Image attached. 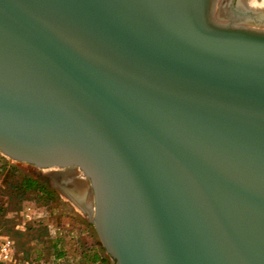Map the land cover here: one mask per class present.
Returning a JSON list of instances; mask_svg holds the SVG:
<instances>
[{
	"label": "water",
	"instance_id": "1",
	"mask_svg": "<svg viewBox=\"0 0 264 264\" xmlns=\"http://www.w3.org/2000/svg\"><path fill=\"white\" fill-rule=\"evenodd\" d=\"M221 1L0 0V152L114 264H264V16Z\"/></svg>",
	"mask_w": 264,
	"mask_h": 264
},
{
	"label": "rangeland",
	"instance_id": "2",
	"mask_svg": "<svg viewBox=\"0 0 264 264\" xmlns=\"http://www.w3.org/2000/svg\"><path fill=\"white\" fill-rule=\"evenodd\" d=\"M6 161H8V168L12 169V175L7 176L6 174ZM34 167L25 164L16 163L8 158H6L0 152V201L4 200L9 193H12V187L18 182L23 181L24 179H34L33 173L36 171ZM9 171V170H8ZM39 188L44 191L45 195L42 198V195L38 193V191H32L24 195V201L19 203L17 199L14 200L12 208L7 212L4 217L3 223L0 225L3 231L9 234L17 243V245L24 249L25 256L28 257V262L30 264L37 262L42 257L48 255L49 246L45 245L44 242L40 241H32L31 237L34 235L28 234L27 236H17L15 233L21 232V223L26 220L27 228L29 225H32L33 222L38 221L37 218L40 215V210L44 207L43 201L46 194L49 197L50 207L47 210L48 215L46 218L47 226L46 233L44 234V238H48L50 235V230H56L57 228H63L67 221L71 218V225L79 230L83 229L84 225L88 223L86 217L77 211V209L66 200L61 194L57 191L50 189L45 183L38 182ZM19 194V192H18ZM42 202V203H41ZM30 214L34 220H30L23 214ZM91 234L94 236L93 227H89ZM75 231L78 232V231ZM47 236V237H46ZM42 261V260H41ZM51 262V259H50Z\"/></svg>",
	"mask_w": 264,
	"mask_h": 264
},
{
	"label": "crops",
	"instance_id": "3",
	"mask_svg": "<svg viewBox=\"0 0 264 264\" xmlns=\"http://www.w3.org/2000/svg\"><path fill=\"white\" fill-rule=\"evenodd\" d=\"M71 223V218L66 219L63 228L50 230V235L43 241L50 248L51 264H114L93 225L88 222L83 229L77 230ZM89 227H93L94 236Z\"/></svg>",
	"mask_w": 264,
	"mask_h": 264
},
{
	"label": "trees",
	"instance_id": "4",
	"mask_svg": "<svg viewBox=\"0 0 264 264\" xmlns=\"http://www.w3.org/2000/svg\"><path fill=\"white\" fill-rule=\"evenodd\" d=\"M32 191H38V193H40L43 196L45 195V193H43L44 191H42V189L39 188V183L31 178L29 179H24L21 182H18L14 185V187H12V193L8 194V202H5L4 204L0 205V225L3 223L4 221V217L7 214V212L12 208L14 200L17 199V201L19 203H22L24 201V195L32 192ZM19 192V194H18ZM49 201V197L46 194V197H44V201H43V205L44 207H47V209H49L50 207V202ZM42 203V202H41ZM47 223L46 220H38V221H34L33 222V227L32 225H29L27 230L25 232H17L15 233V235L21 237V236H27L28 234H32L34 233V235H32L31 240L37 241L38 243H40V241H44V234L46 233L47 229H46ZM7 234V233H6ZM9 235V234H8ZM17 244V243H16ZM18 247V250L20 252L23 253L24 256V260L28 261V257L25 256V251L23 248ZM43 259L49 260L50 259V255L48 254L45 257H42ZM43 259H40L43 260ZM40 261L38 260L35 263L32 264H39Z\"/></svg>",
	"mask_w": 264,
	"mask_h": 264
},
{
	"label": "built area",
	"instance_id": "5",
	"mask_svg": "<svg viewBox=\"0 0 264 264\" xmlns=\"http://www.w3.org/2000/svg\"><path fill=\"white\" fill-rule=\"evenodd\" d=\"M8 202V197L0 201V205ZM47 207H43L40 211V215L35 218L36 220H43L47 217L48 211ZM25 215L29 221L34 220L30 214ZM21 231L25 232L27 230V221L24 220L21 223ZM0 264H30L28 261L24 260L23 253L18 250L15 240L8 234H6L2 227L0 226ZM39 264H51L50 259H43Z\"/></svg>",
	"mask_w": 264,
	"mask_h": 264
},
{
	"label": "bare ground",
	"instance_id": "6",
	"mask_svg": "<svg viewBox=\"0 0 264 264\" xmlns=\"http://www.w3.org/2000/svg\"><path fill=\"white\" fill-rule=\"evenodd\" d=\"M232 0H222L217 15L220 18H224L228 16L230 12V3ZM239 6L244 10H252L256 12L255 17L256 18H262L264 16V0H240ZM26 165V164H25ZM61 173L54 172V177L57 178V175H60ZM84 187V184L80 183ZM85 188V187H84Z\"/></svg>",
	"mask_w": 264,
	"mask_h": 264
},
{
	"label": "flooded vegetation",
	"instance_id": "7",
	"mask_svg": "<svg viewBox=\"0 0 264 264\" xmlns=\"http://www.w3.org/2000/svg\"><path fill=\"white\" fill-rule=\"evenodd\" d=\"M234 5H235V6L237 5V0H235ZM235 6H234V7H235ZM234 9H235V8H234ZM8 164H9L8 161H6V174H7V176H8V174H9V176H10V175H12V172H13V171H12L11 168H8ZM8 170H9V171H8ZM33 180H35V181H37V182H40L39 180H37V179H35V178H34ZM40 183H41V182H40ZM45 185H46V184H45Z\"/></svg>",
	"mask_w": 264,
	"mask_h": 264
}]
</instances>
